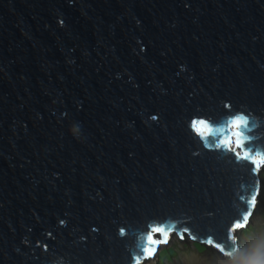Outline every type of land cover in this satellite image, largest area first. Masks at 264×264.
<instances>
[{
    "label": "water",
    "instance_id": "1",
    "mask_svg": "<svg viewBox=\"0 0 264 264\" xmlns=\"http://www.w3.org/2000/svg\"><path fill=\"white\" fill-rule=\"evenodd\" d=\"M237 116L264 149V0H0V264L219 251L258 169L192 121Z\"/></svg>",
    "mask_w": 264,
    "mask_h": 264
},
{
    "label": "snow or ice",
    "instance_id": "2",
    "mask_svg": "<svg viewBox=\"0 0 264 264\" xmlns=\"http://www.w3.org/2000/svg\"><path fill=\"white\" fill-rule=\"evenodd\" d=\"M230 107V106H228ZM193 126L195 127V131L202 136L206 137L205 143L211 149H221L227 148L228 151L232 152L234 156L238 160H247L253 166L254 169H259L264 167V149L256 148L251 142L246 143L243 139L246 132L250 131L249 122L247 120L241 119L239 116L233 118L229 121V125L231 128V135H229L225 139L213 137L212 139H207L209 136H213V129L210 126L209 122H206L205 119H197L192 121ZM235 137V140H233ZM244 151V156H240V152ZM253 192L255 194L251 195L250 198H245V203L249 206V209L244 212L241 216L243 220V224L240 222H236L234 228L230 230V235L224 241L223 245L220 242L215 244V247L219 249V251L225 255L231 256L233 252L237 251L239 248L237 237L232 235V232H235L236 229L244 227L247 225V222L250 216L253 214V210L256 205V195H258V189L254 188ZM123 229L121 233L123 234ZM173 230H165L163 227H152L151 233L147 236L148 246H144L140 248L137 255L133 258V264H142L141 257L144 259H148L155 254L156 248L152 247L155 245L157 248L162 243H167L169 235ZM179 231V230H176ZM153 234H162L163 239L154 238ZM181 239L184 238L183 234H181ZM192 239H196L195 237H191ZM207 243L209 245L213 244L212 240H208Z\"/></svg>",
    "mask_w": 264,
    "mask_h": 264
},
{
    "label": "clouds",
    "instance_id": "3",
    "mask_svg": "<svg viewBox=\"0 0 264 264\" xmlns=\"http://www.w3.org/2000/svg\"><path fill=\"white\" fill-rule=\"evenodd\" d=\"M233 140H235V137H233ZM243 155H244L243 151H241L240 156L243 157ZM261 175H264V167L259 168L256 172L259 187H258V195L256 198V205L253 210V214L250 216L247 225L244 228L232 232V234L237 237V242L239 245L238 250L235 251V256L228 258L222 255L220 251H217L215 248H213L206 242L197 239H192L189 233L187 232L181 231V234H183L184 236V238L181 239L179 237L178 232L176 230H173L169 235L168 242L160 244L158 248L156 247L155 254L152 257L148 259L141 258L142 264H150L151 262H155V261H157V264H160V259L164 261L163 264H166V262L173 263L175 257H177L176 260L178 259V264H180L179 260L181 259L182 254L186 258V261L191 256H194L196 259L204 258L202 264H210L206 259V257L202 256L201 253H198L194 249L196 245H201L202 247H204L205 249L204 252L207 250H211L214 253L213 258L216 261V263L214 264H220V261H223V263L221 264H232V263L235 264L238 262L239 258L241 259L243 258L246 263H250V264H264V260L258 257L256 255V251H254L255 241L253 240V238H250V234L245 235L244 232L245 230L250 229L254 214L256 213L258 206L260 205V201L262 197L260 186L263 185L261 181ZM251 232L252 230L250 229V233ZM164 249H168V250H164ZM248 249H250V252L248 251ZM163 254L164 257H162ZM168 254H170L171 256V258H168L169 260L167 259ZM259 254L262 256L264 255V253L261 250L259 251Z\"/></svg>",
    "mask_w": 264,
    "mask_h": 264
},
{
    "label": "rangeland",
    "instance_id": "4",
    "mask_svg": "<svg viewBox=\"0 0 264 264\" xmlns=\"http://www.w3.org/2000/svg\"><path fill=\"white\" fill-rule=\"evenodd\" d=\"M261 181L263 184L260 186L262 197H261L260 205L258 206V209L256 213L254 214V217L251 222L250 229L252 230L251 232L252 234L250 233V229H247L244 232H245V235L250 234V238H253V240L255 241L254 251H256V255L258 257L264 260V255L262 256L259 254L260 250L264 253V175H261ZM194 249L198 253H201L202 256L206 257V259L208 260L210 264L216 263L215 259L213 258L214 253L211 250H207L204 252L205 249L201 245H196ZM164 250H168V249H164ZM248 251L250 252V249H248ZM162 257H164V254ZM168 258H171L170 254L167 255V259ZM176 258L177 257L174 258L173 263L166 262V264H178V259L176 260ZM203 261H204V258L196 259L194 256H191L186 261V258L184 257L183 254L181 255V259L179 260L180 264H202ZM163 262L164 261L160 259V264H163ZM221 263H223V261H220V264ZM150 264H157V261L151 262ZM235 264H250V263H246L243 258L242 259L239 258L238 262Z\"/></svg>",
    "mask_w": 264,
    "mask_h": 264
}]
</instances>
